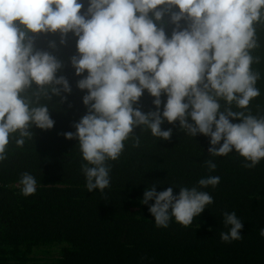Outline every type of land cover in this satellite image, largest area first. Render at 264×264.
<instances>
[{"label": "clouds", "instance_id": "clouds-1", "mask_svg": "<svg viewBox=\"0 0 264 264\" xmlns=\"http://www.w3.org/2000/svg\"><path fill=\"white\" fill-rule=\"evenodd\" d=\"M166 15L173 26L170 35ZM262 22L264 0H87L86 7L84 0H0V162L7 159L15 134V144L23 146L33 139L31 129L54 127L39 95L51 99L50 92L64 102L61 93L72 89L57 75L62 62L35 41L38 35L58 33L63 44L71 33L76 54L70 64L74 75L82 77L76 87L85 92L86 112L71 125L75 131L62 135L77 141L88 192L103 193L110 186V162L119 160L127 140L140 146L135 129L170 140L172 128L161 127L165 122L178 123L191 138L207 137L211 157L233 153L243 159L244 168H254L264 160V116L249 110L260 95L261 73L253 68L260 58L252 52L259 47L254 25ZM33 86L35 104L24 95ZM145 91L154 106L146 113L139 107ZM220 100L227 105L223 111ZM205 165L209 172L217 167L212 159ZM220 179L210 175L192 187L162 191L153 183L139 203L148 205L159 228L173 220L188 227L213 203L202 189L215 188ZM18 186L21 195H34L37 179L23 172ZM222 217L227 231L220 233L221 241L242 239L243 223L235 211Z\"/></svg>", "mask_w": 264, "mask_h": 264}, {"label": "trees", "instance_id": "trees-1", "mask_svg": "<svg viewBox=\"0 0 264 264\" xmlns=\"http://www.w3.org/2000/svg\"><path fill=\"white\" fill-rule=\"evenodd\" d=\"M84 3L86 7L87 0ZM164 21L170 35L173 26L167 23V15ZM254 27L259 47L252 54L260 62L253 68L261 79L257 82L260 95L251 101L249 110L264 116V22ZM35 46L62 62L57 75L68 80L72 91L61 93L66 95L64 102L50 92L51 99L39 95V104L48 106L54 127L31 129L33 139H26L23 146L15 144L19 135L15 134L7 146V159L0 162V264H264V238L260 236L264 160L246 169L243 159L233 153L213 158L207 152V137L191 138L179 130L178 123L165 122L161 127L172 128L170 140L135 129L133 137L140 138V146H132L133 138L127 140L119 160L110 162V186L103 193L88 192L77 141L62 135L75 131L71 125L86 112L85 92L76 87L82 77L74 75L70 64L76 54V37L69 33L61 44L58 33L38 35ZM35 91L33 86L24 93L34 104ZM152 99L146 91L141 96L143 112L154 110ZM220 104L223 111L227 105L223 100ZM232 110L238 109L233 105ZM209 159L217 165L213 172L205 165ZM23 172L37 179L34 195L20 194L18 180ZM210 175L221 178L215 188L202 189L213 197V203L188 227L173 220L167 228H159L148 205L139 203L145 188L153 183L157 191L173 185L192 187ZM173 191L178 193L176 188ZM225 211H235L242 221V239L221 241L220 233L227 231Z\"/></svg>", "mask_w": 264, "mask_h": 264}]
</instances>
